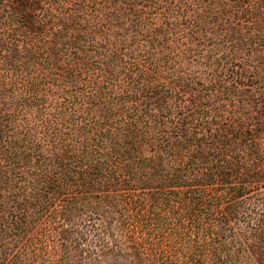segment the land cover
<instances>
[{"label": "trees", "instance_id": "1", "mask_svg": "<svg viewBox=\"0 0 264 264\" xmlns=\"http://www.w3.org/2000/svg\"><path fill=\"white\" fill-rule=\"evenodd\" d=\"M0 264H264V0H0Z\"/></svg>", "mask_w": 264, "mask_h": 264}]
</instances>
